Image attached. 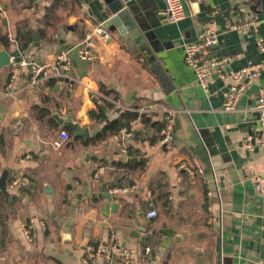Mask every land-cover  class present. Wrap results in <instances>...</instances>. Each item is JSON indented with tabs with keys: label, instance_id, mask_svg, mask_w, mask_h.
I'll return each instance as SVG.
<instances>
[{
	"label": "crops",
	"instance_id": "1",
	"mask_svg": "<svg viewBox=\"0 0 264 264\" xmlns=\"http://www.w3.org/2000/svg\"><path fill=\"white\" fill-rule=\"evenodd\" d=\"M0 3L6 11L1 31L13 38L20 28L33 36L26 49L13 38L0 50L17 51L20 60L47 70L67 50L71 63L63 75L41 77L9 62L0 67V174L8 171L7 190L0 191V264H82L83 244L99 242L130 252L131 264H262L264 191L252 174L264 167V149L250 151L243 142L256 133L264 72L247 86L237 111L225 112L230 80L213 75L205 89L184 61L185 43L213 22L218 42L212 53L228 58L225 69L264 62L257 38L228 24L251 0H182L185 15L176 23L164 16V0L128 2L159 48L151 60L133 52L141 49L134 40L119 44L109 31L93 38L91 59L78 56L79 43L123 0ZM148 107L152 111H138ZM169 110L176 112L173 139L163 144ZM125 111L140 117L133 136L119 144L109 126ZM56 117L86 127L88 138H73ZM60 130L70 139L57 149L51 142ZM193 159L204 175L179 181L178 164ZM18 177L22 182L12 185ZM215 177L221 198L207 194ZM124 188L129 191L113 192ZM31 220L37 228L28 242L22 227ZM97 264L124 263L101 257Z\"/></svg>",
	"mask_w": 264,
	"mask_h": 264
},
{
	"label": "built area",
	"instance_id": "2",
	"mask_svg": "<svg viewBox=\"0 0 264 264\" xmlns=\"http://www.w3.org/2000/svg\"><path fill=\"white\" fill-rule=\"evenodd\" d=\"M132 0H123L124 3H128ZM252 4L246 11L236 12L232 18L228 20L229 27L231 29L243 32L247 35L254 36L257 38L259 47L264 51V35L262 33L264 26V15L257 13L254 9L257 6L256 2L258 0H251ZM165 9L163 14L166 19L172 23H176L184 18L185 10L182 0H164ZM0 18H6V11L0 3ZM8 35L11 41H14L10 31ZM108 35L107 31L104 29L102 24H99L94 28L92 33L86 38H84L78 47V56L82 60H89L92 56L93 38L94 37H106ZM218 42L217 28L213 22H210L202 33L198 40L190 41L184 45V61L190 66L195 72L199 84L208 89L209 78L213 75H217L222 80H230L231 86L230 90L226 94V100L224 103L223 110L225 112H235L238 109V104L240 98L247 86L253 83L263 72H264V62L257 64H248L240 69H225L224 65L228 58H220L212 53V48ZM9 63L14 65V56H11ZM20 67L30 66L31 70L34 72L35 76L41 77L50 75H63L70 69V59L68 57V51L62 50L55 59L50 62L49 70L46 66L33 64L25 60H20ZM116 108L126 109L120 102L113 101ZM153 108L140 109L138 111L142 113L152 111ZM255 110L258 113V125L256 133L253 136H248L243 142V146L250 151H254L257 148L264 149V88H260L257 94V103ZM175 111L169 110L166 113V124L162 129V143L168 144L173 139V117ZM136 120L131 123L130 127H124L119 132L114 135L115 140L119 144H123L126 139L131 138L136 129ZM70 139V135L65 130H60L57 136L52 140L51 145L54 148H61ZM178 180L183 181L186 177L189 178H199L204 175L205 171L202 165L196 160L182 161L177 166ZM252 178L255 182V187L257 190L264 191V167L261 171H253ZM26 182V179H24ZM214 181L216 185L214 188L209 187L207 194L212 197L216 195L221 198V187L218 179L215 177ZM22 182L21 178H16L12 181V185H17ZM129 189H115L113 192H125L127 193ZM158 215L156 210H152L148 213L150 218H154ZM42 230L45 226L42 222L38 224ZM36 223L30 221L22 227V231L25 239L28 242H32L36 235ZM147 252L150 248L147 247ZM104 257L110 263L114 261L116 257H120L124 264L132 263V254L127 250L120 248L116 244L108 246L105 243L99 242L97 244H90L86 246L84 256L82 258V264H97L99 258ZM264 264V257L262 260Z\"/></svg>",
	"mask_w": 264,
	"mask_h": 264
},
{
	"label": "water",
	"instance_id": "3",
	"mask_svg": "<svg viewBox=\"0 0 264 264\" xmlns=\"http://www.w3.org/2000/svg\"><path fill=\"white\" fill-rule=\"evenodd\" d=\"M259 3L261 4L260 12L264 15V0H259ZM1 20L2 23L5 25L6 18H2ZM103 27L106 31L114 33L113 34L114 36H111V38L115 39L119 44H120L119 41L121 42L123 41L128 43L129 46L131 40H134L136 43H138V46L141 47V49L139 50L140 53L134 49L133 52H136V54L140 56L142 54L141 56L142 60H147V59L151 60L153 59L155 53L159 52V48L154 43L151 34H149L148 27L146 26V24L141 22V19L139 17V12L134 7H129L127 3L123 2L121 3L120 7L111 9L110 16L107 20H105ZM66 29H71V27L68 26ZM64 37L65 34H62L60 36L61 42L63 41ZM35 39H37V36H35ZM13 56L15 61V67L19 69L20 68L19 63L21 59L20 55L16 51ZM10 57L11 55L7 51L0 50V67L6 66L9 62ZM27 68L30 70V66H27ZM58 80L68 81V78H64L60 76L58 77ZM56 119L60 125L71 130L73 138L77 136H83L84 138H88L89 136L88 129L86 127L80 126L78 122H72L70 117L66 119L56 117ZM85 154L88 153L86 152ZM7 177H8V171L4 170L0 174V191L7 190V185H6ZM113 197H114L113 194L108 195L109 199H113ZM118 206L119 204L117 202H114L112 204L113 211H116ZM83 248L86 249V243L83 244Z\"/></svg>",
	"mask_w": 264,
	"mask_h": 264
},
{
	"label": "trees",
	"instance_id": "4",
	"mask_svg": "<svg viewBox=\"0 0 264 264\" xmlns=\"http://www.w3.org/2000/svg\"><path fill=\"white\" fill-rule=\"evenodd\" d=\"M257 6H255V10L257 13H260L263 15L260 10H261V4L259 3V0L256 2ZM13 38L15 42L17 43L18 47L20 50L26 49L28 46V43L32 41L33 36H32V31H24L21 30L20 28L17 29V32L15 35H13ZM11 39L8 36V34L5 32L3 33L0 28V46L2 45L6 49L11 45ZM139 114L137 112L133 111H125L122 112L121 115L114 121L111 122L109 128L112 134H115L119 132L122 128L124 127H130L131 123L139 118ZM141 118H147L146 115H141ZM163 128L165 127V124L162 126ZM69 133V132H68ZM70 134V133H69Z\"/></svg>",
	"mask_w": 264,
	"mask_h": 264
}]
</instances>
